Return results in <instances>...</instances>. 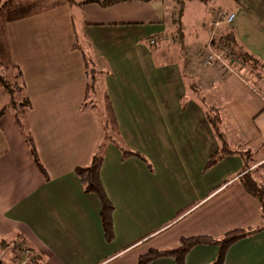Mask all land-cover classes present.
Here are the masks:
<instances>
[{"label":"crops","instance_id":"0c3cea01","mask_svg":"<svg viewBox=\"0 0 264 264\" xmlns=\"http://www.w3.org/2000/svg\"><path fill=\"white\" fill-rule=\"evenodd\" d=\"M78 1L7 0L9 55L23 76L30 102L26 122L45 176L5 111L0 119V247L26 240L25 264H137L141 254L169 248L182 237L216 238L235 229L262 228L229 246L223 264H264V220L258 199L241 184L243 159L229 154L204 169L222 147L207 119L214 109L229 149L259 151L250 169L258 166L252 177L264 183V83L254 86L242 72L203 66L205 57H199L189 71L203 101L183 100V67L157 59L143 41H183L182 25L177 34L164 32L162 14L169 8L174 14L184 1L124 0L108 6ZM197 1L204 0L185 2ZM237 3L217 10L234 13L235 22L215 28L226 26L234 43L264 64V34L258 26L263 20L253 9L264 8V0ZM245 28L257 31L250 45L254 50L244 41ZM213 40L208 37L206 45ZM112 47H124L129 55L113 58ZM83 54L104 69L113 66V74L105 69V88L119 142L106 146L100 171L114 208L111 241L104 238L98 198L85 193L73 173L88 163L101 133L96 114L80 109L87 83ZM121 147L147 162L123 159ZM218 252L215 245H198L184 264H210ZM149 264L176 263L162 257Z\"/></svg>","mask_w":264,"mask_h":264},{"label":"trees","instance_id":"16d2710c","mask_svg":"<svg viewBox=\"0 0 264 264\" xmlns=\"http://www.w3.org/2000/svg\"><path fill=\"white\" fill-rule=\"evenodd\" d=\"M64 1H66L68 4H72L77 2L78 0ZM120 1L124 0H81L78 2H94L101 6H108ZM8 15L9 9L6 0H0V91L9 96L8 102L0 108V119L4 115L5 111L8 110L11 112L13 121L18 128L21 136L23 137V140L28 148L34 165L45 176V171L37 155L33 137L26 122V116L30 108V102L25 92L23 76L21 70L11 61L9 55L7 34L5 28V21ZM229 37H231V41L234 40L232 33H230ZM227 39L228 38H226L225 40L228 41ZM249 57L251 56L249 55ZM252 59L257 62L256 59ZM83 61L87 83L84 100L80 109L81 111L89 110L93 113H96L97 110L93 108L95 107L94 94L96 92L95 89L98 77L96 75V71L92 68V66L95 65V62L99 61L95 58L87 57L85 54H83ZM105 75H108L107 71ZM104 108V126L102 127V129H100L101 133L98 144L96 145L95 150L92 152L88 163L84 166L74 168L73 173L79 179L83 191L85 193H92L98 198L100 206L99 216L104 238L107 241H111L114 237L112 226V213L114 208L103 188L100 179V171L106 146L110 143L118 145L119 134L114 112L107 93H105ZM207 119L215 130V133L220 140L222 147L219 152L214 153L208 158L204 169L206 170L212 167L226 155L238 153L243 159V169L245 170L243 175L240 176L241 184L248 193L258 199L261 209V217L264 220V183H259L252 177V173L256 172L258 166L250 169V166L255 163V160L257 158L256 155L257 153L259 154V151H256L257 149L252 150L249 148L242 150L229 149L228 145L225 143L224 135L219 129L220 120L218 112L214 109L207 111ZM120 149L122 151L123 159L129 156H135L147 162L144 156L137 152H132L125 149L124 147H121ZM260 167H262V165H260ZM189 209L190 206H187L179 211L173 217L172 221H175L179 217L183 216ZM260 229L262 228L235 229L228 231L222 236L216 238H212L209 236H196L187 238L182 237L179 238V240L169 248L161 250L150 249L146 251L138 257L137 264H149L151 261L162 257L172 258L176 264H184L186 254L192 248L198 245L217 246L219 248L218 255L210 264H223L225 252L229 246L243 239L244 237L257 232ZM20 249L22 251H26V247H21Z\"/></svg>","mask_w":264,"mask_h":264},{"label":"rangeland","instance_id":"374dc122","mask_svg":"<svg viewBox=\"0 0 264 264\" xmlns=\"http://www.w3.org/2000/svg\"><path fill=\"white\" fill-rule=\"evenodd\" d=\"M186 1V0H182ZM7 2V0H6ZM181 2L175 9V13L173 14L170 8L162 15H164L167 19V22L164 23V32L166 34H177V30L179 25H182V33L184 35L183 41H156L154 45H149L148 43L143 41V44L148 50L154 55L157 59L162 60L163 62L167 61H177L179 66H182L185 74L183 79L185 82L186 92L183 94V100L187 101H203V95L200 94L199 90H196L193 87L195 83V79H193V74L190 73L191 62L194 64L199 61V57H205L210 53L209 45H206V41L208 37H213L212 45L214 43H218L220 39L224 42H228L231 47L232 54L234 59L232 61H228L230 65H224L220 63V61L215 60L212 65H215L218 68L224 69L225 71L237 74L238 72H242L243 76L247 79L249 83H253L254 86H261L264 83V65L259 63L258 61H254L252 57H249V54L244 52L238 44L234 43V40L231 41L230 32H228V28L226 26L215 28L212 25L213 19L216 17L217 10L219 8H232L233 4L237 3V0H204L197 1L192 3ZM156 4V2H155ZM160 4V3H159ZM8 5V3H7ZM73 19L75 21V27L80 29V22L78 19L77 10H79L76 4L73 5ZM9 9V7H8ZM220 9V10H222ZM253 9H258V13L263 20L262 23H258V26H261L263 34H264V8L261 7H253ZM227 13H230L226 10H222ZM234 14V13H233ZM236 14V13H235ZM82 20L81 16L79 15ZM215 17V18H214ZM235 15L232 18L231 23L235 22ZM253 21V18L256 17L249 16ZM253 17V18H252ZM238 18V15H237ZM236 18V19H237ZM181 21V24H180ZM234 21V22H233ZM233 22V23H232ZM246 29V28H245ZM226 32V34H225ZM245 43L250 47V49L254 50L250 45L253 44L252 37L257 33L256 29L253 32L250 29L245 30ZM79 34V33H78ZM223 38H220L223 35ZM212 35V36H211ZM259 37V36H258ZM228 38L226 41L225 39ZM203 40V41H202ZM264 42V38L261 39ZM80 47L83 50H86V53H89V49L85 48L84 45L80 42ZM111 57L118 58L121 56L129 55L126 52V49L123 48H111ZM205 59V58H204ZM229 60V59H228ZM197 64V63H195ZM203 66L207 65L205 60L201 63ZM112 65V64H111ZM115 65V64H113ZM122 65V64H121ZM194 66V65H193ZM192 66V68H193ZM104 66L100 64V62H95V65L92 68L96 71V75L98 77L95 89V107L93 109L96 111V117L100 124V129L104 126V106H105V93H107L106 89V70L107 69L111 74H113V70L108 64ZM188 67V68H187ZM188 70H187V69ZM193 70H195L193 68ZM107 71V72H108ZM120 73L125 74L124 72L119 71ZM118 73V72H117ZM119 73V74H120ZM195 76V75H194ZM259 84V85H257ZM200 87V85H197ZM9 100V96L0 91V108L6 104ZM104 132V131H103ZM230 135V134H229ZM118 139V138H116ZM119 141V139H118ZM7 241L4 246L0 247V260L2 264H25L28 256L23 254V251L20 249L21 247H27L28 242L19 238L13 242ZM24 255V256H23Z\"/></svg>","mask_w":264,"mask_h":264},{"label":"built area","instance_id":"2783aa9c","mask_svg":"<svg viewBox=\"0 0 264 264\" xmlns=\"http://www.w3.org/2000/svg\"><path fill=\"white\" fill-rule=\"evenodd\" d=\"M234 14L233 13H227L225 11H218L216 18L212 22V25L214 27L223 25V24H229L232 21ZM158 38H152L149 40L150 45H154ZM212 42L209 44L210 53L205 56V62L208 65H212L215 60L220 61V63L226 65H230L228 61H232L234 59V56L232 54L231 48L228 43L224 42L222 39L218 41V43H214L213 46ZM229 59V60H228ZM227 67V66H226Z\"/></svg>","mask_w":264,"mask_h":264},{"label":"water","instance_id":"95a60500","mask_svg":"<svg viewBox=\"0 0 264 264\" xmlns=\"http://www.w3.org/2000/svg\"><path fill=\"white\" fill-rule=\"evenodd\" d=\"M0 264H1V260H0Z\"/></svg>","mask_w":264,"mask_h":264}]
</instances>
